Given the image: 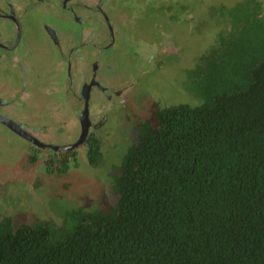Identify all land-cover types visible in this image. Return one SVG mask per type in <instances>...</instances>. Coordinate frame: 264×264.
I'll list each match as a JSON object with an SVG mask.
<instances>
[{
  "label": "trees",
  "instance_id": "trees-1",
  "mask_svg": "<svg viewBox=\"0 0 264 264\" xmlns=\"http://www.w3.org/2000/svg\"><path fill=\"white\" fill-rule=\"evenodd\" d=\"M235 8L225 50L195 74L200 102L139 124L116 203L61 225L2 216L0 264H264V0ZM89 145L98 164V138Z\"/></svg>",
  "mask_w": 264,
  "mask_h": 264
},
{
  "label": "rangeland",
  "instance_id": "rangeland-1",
  "mask_svg": "<svg viewBox=\"0 0 264 264\" xmlns=\"http://www.w3.org/2000/svg\"><path fill=\"white\" fill-rule=\"evenodd\" d=\"M57 1L24 14L15 50L0 47V88L9 89L10 81L20 87V96L25 82L30 91L10 113L26 122L53 120L50 141L64 144L79 135L74 98L92 63L100 79L121 92L96 114L100 118L105 112L104 124L93 130L102 151L97 168L81 150L64 169V161L48 167L25 139L0 131V219L10 216L15 227L42 221L61 225L74 209L114 205L115 168L139 137V119L156 124L157 108L200 102L192 91L195 74L210 68L211 53L225 50L228 32L235 31L231 13L241 11L236 4L245 0H106L110 27L103 13L90 10H79L84 23L67 12L60 18ZM45 23L57 27L61 48L46 35ZM16 35L12 23L0 17V42L14 45ZM198 61L202 68L197 69Z\"/></svg>",
  "mask_w": 264,
  "mask_h": 264
},
{
  "label": "flooded vegetation",
  "instance_id": "flooded-vegetation-1",
  "mask_svg": "<svg viewBox=\"0 0 264 264\" xmlns=\"http://www.w3.org/2000/svg\"><path fill=\"white\" fill-rule=\"evenodd\" d=\"M103 1L104 0H58L56 2V5L60 7V9L58 8L60 10V14H58V17L61 18L63 12H67L72 16L74 20L80 21L81 17L79 16V10L83 11L84 13H87L86 11L90 10L95 12L96 14L103 13L105 16V20L107 21V24L110 27L104 6L102 5ZM49 3H52L51 0H0V17L8 19V21L12 23L13 28H16L17 33L14 45L0 42L2 43L0 44V47L6 50L7 52L15 50L20 43L23 26L22 20L24 14L36 7H38L40 10L42 9L43 5ZM25 5H28V7L25 8ZM44 28L46 35H48L50 39L59 48H61L62 43L59 38V31L57 27L49 23H45ZM11 35L12 33L10 31L8 36ZM108 45H111V42H109ZM4 56L7 55L4 54ZM64 56L67 59L66 61L69 62V57H67L65 54ZM87 74L88 75L83 77V80L81 81L80 85H78V104L77 107L76 105H74L75 108L78 110L76 117L80 129L79 135L77 137L67 139L64 144H55L50 141L54 140L53 137H50L51 134L54 132L52 131V125L54 124L53 120L50 119L45 121L37 120L33 122H26L24 120H19L10 113L12 107H14L15 104L19 103L18 100L20 98L23 99V97L25 95H28L30 92L25 82L20 83V86L24 88L20 96H17V92L15 91H9V89L3 91V88H0V131L6 130L10 134L15 135L17 138H22L23 140L25 139V146L28 147V149H30L31 151L32 149H34V153L37 152V155L39 153V158L44 161V163L48 167H53L57 162H71L75 159L77 151L81 150L82 152H84V155L87 156V161L89 165L97 168L102 158L100 159L98 164H92L89 160L88 150L90 148L89 143L92 138H98L99 140V137L97 136V134L93 133V130L96 126H99L100 123H102V125L104 124L103 115L105 114V112L101 114L100 118H97L96 114L99 111H103L104 108H106V106L108 105L109 101H113L116 96H119L121 89L118 90L117 87H110L100 79L97 74V63L95 62L91 64V70L89 68ZM86 110V126L83 129L81 117L83 116V113ZM143 121L146 120L142 118L139 119L138 122L140 124ZM57 124H61L60 120H57ZM86 128L87 135L82 142H79L83 134V130H86ZM77 142L78 144H76ZM31 160L34 162V158H32ZM35 160L36 162L38 161L36 157ZM37 174L38 170L36 176Z\"/></svg>",
  "mask_w": 264,
  "mask_h": 264
},
{
  "label": "crops",
  "instance_id": "crops-1",
  "mask_svg": "<svg viewBox=\"0 0 264 264\" xmlns=\"http://www.w3.org/2000/svg\"><path fill=\"white\" fill-rule=\"evenodd\" d=\"M106 0H104L102 3H104ZM81 17V16H80ZM86 18H91V17H86ZM80 22L81 23H84V20H82V19H80ZM42 23H43V21H42ZM45 29V28H44ZM71 47H75V44H71L70 45ZM65 54V53H64ZM66 55V54H65ZM67 56V55H66ZM68 57V56H67ZM65 60H67V59H65ZM68 74V73H67ZM9 80V79H8ZM9 85H10V88H9V91H15V92H18L19 90H20V88H17V87H13L12 86V83L9 81ZM80 85V84H79ZM77 92H78V89L76 90V100H77V97H78V94H77Z\"/></svg>",
  "mask_w": 264,
  "mask_h": 264
},
{
  "label": "water",
  "instance_id": "water-1",
  "mask_svg": "<svg viewBox=\"0 0 264 264\" xmlns=\"http://www.w3.org/2000/svg\"><path fill=\"white\" fill-rule=\"evenodd\" d=\"M81 118H82L83 129H84L85 126H86L85 121H86V118H87V110L83 113V116ZM86 135H87V128H86V130H83V134H82L81 139L79 140V142H82L85 139ZM76 144H78V142Z\"/></svg>",
  "mask_w": 264,
  "mask_h": 264
}]
</instances>
